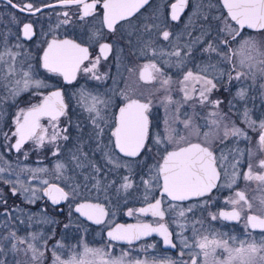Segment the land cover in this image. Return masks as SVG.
I'll list each match as a JSON object with an SVG mask.
<instances>
[{
    "label": "rangeland",
    "instance_id": "374dc122",
    "mask_svg": "<svg viewBox=\"0 0 264 264\" xmlns=\"http://www.w3.org/2000/svg\"><path fill=\"white\" fill-rule=\"evenodd\" d=\"M204 11L203 8L201 9L199 7L189 8L187 10L185 19H183L180 24V30L173 33L167 41V50L162 49V46H155V49L148 48L144 49L143 53L141 52L145 42L153 38L155 34L153 32H156L157 28L150 29V31L143 36L142 34L135 35L136 21L125 22L120 25L118 32L122 35V40H117L116 53H121L122 49L124 53L127 51L126 49L135 51L138 56V68L144 63H155L157 68L160 69L159 73L154 72L156 79H154L152 83H148L149 85L138 84L137 86H133L130 84L128 86L129 90L126 91L124 89L125 87L121 88V86L122 83L125 82V80L123 81L125 72L129 70L121 68V70L115 71L112 75H109L107 70L99 72L93 70L86 73L84 68L91 67V62L95 61V59L89 60L87 65L80 71L75 83L65 89V97H67L69 103L68 112L65 116L52 122L56 125V129L60 130V135L57 140L54 143H50L48 139H46L42 146H37L35 141L30 140L17 154H12L10 151L11 136L13 135L12 127L15 124L14 120L20 109H25L36 104L37 100L27 105L16 107L11 119H7V121L3 120L4 108H7L11 101L22 93L29 92L32 97H41L46 87H48L50 77L40 72L39 66L34 60L35 58L28 53L16 51L17 57L15 61H13L10 56L5 55V60L0 61V99H2V103H0V168L4 169L3 172H0V183L9 186L10 189H13L15 186L18 190L17 196L20 198L21 203H16L13 206L4 205V209L0 210V244L4 242L7 244L8 241H18L19 244H24L26 236H31V240H35L32 238L33 235H35L36 238L42 237L45 239L47 237L43 231L49 230V228L51 229L55 223V218L52 214L54 209L42 202L44 199L41 195V189L46 185L43 181L47 180L48 183H58L66 192L70 193L65 205L67 208L74 206L77 202L89 200L102 203L107 209L105 221L98 226H91L84 221H81L82 223L79 224L70 220V230L76 229L77 232L81 234H88V241L75 244L78 248L73 250L75 251L74 255L82 253L84 245H87L89 248L102 249L106 253L105 259L121 258L124 253H127V256L124 257V264H132V262L137 260L147 261L148 264H153V262H155V264H161V262L166 259L175 261L177 264H192V258L194 256L197 260V264H205L206 258L200 249L195 247L196 238L187 232L188 225L180 224L176 219L172 221V224L182 232L183 239H185L189 245L187 248L184 247L181 243L180 235L178 238L180 244H178L176 253L163 252L160 247L150 242L119 246L118 244L108 241L104 237V230L109 228L118 219L138 220L139 218L138 215L135 214V209L151 200V198L156 195L159 187L153 183L146 192V186L143 180H151L152 174L155 172L153 166H158L161 156L164 153L163 150L168 143L166 137L170 134V131L179 127L184 134L183 136L187 137L189 140L196 136L197 131L195 130L199 129V127H197V121L195 120L196 118L191 114L194 112V106L192 104H187L189 108L185 111V113L187 112L186 114L184 111L182 112L185 114L183 118L163 117L164 115H162L161 118H152L151 134L152 136L159 135L165 138L163 143L157 146L149 140L148 144L151 150L149 151L147 149L148 153L146 152L145 155L137 159L123 158L114 151V160L121 164L120 168H115L114 164L109 163L104 155V152L107 150L105 146L111 147V145H109V140H112L111 133L118 107L115 103L120 99H125V95L128 97L137 95L151 101L154 107L153 112L157 113V106L160 105L162 110L158 112L163 114L165 112L167 114H174L177 113L176 108L178 105L181 111L183 104L178 102V104L175 103L173 106L169 104L166 107L167 102L165 97L169 96L172 87L170 86L171 83L162 86L163 80L170 79V81H172V78L178 77L176 79L180 81L189 69L195 73V67L201 66L200 64H202V68L206 65H215L214 68L210 67L207 73H202L203 75L211 74L209 77L210 79H222L221 77L226 74L225 68L219 67L214 62L210 63L211 61L206 59L203 60V63H196V54L192 51L196 43H193V40L204 31L206 26L199 25V21H196L193 13L200 12L203 13V16H206ZM207 12L213 17L218 16L217 12L213 9ZM159 17L158 14V18ZM189 17H191V21ZM154 22L158 23L156 19ZM185 25H187V28ZM189 46H191L190 51ZM15 48L17 49V47H10L6 41H0V53H7ZM177 49L181 52L180 58L168 55V53L175 52ZM185 53H187L186 56L184 55ZM178 59L184 60V63L180 66H177ZM9 65L15 68V75L9 74ZM29 65H31V69H29ZM24 71H31L33 81H43L47 86L37 87L33 83L30 84L27 90L20 91L19 95L13 97L11 91L16 87V81L22 80ZM222 71H224V73H222ZM95 77H100V79H96ZM20 87H23V85L21 84ZM180 87L179 84V89ZM189 87L191 88V85ZM3 90L4 93L2 92ZM92 97H96L102 101H110L108 104L96 105L97 109L100 111V116L96 117V124H99V126L104 129L103 134L100 135L99 138H97L96 124H94L92 120V117L96 114L95 112H89L87 110L93 103ZM192 98H199L198 93L193 94ZM252 107L264 110V101L262 104H251L250 112ZM189 118H191L192 129H186L185 125L182 123V120L184 121ZM166 121L167 124L165 123ZM239 122L240 123L235 120L236 127L242 125V121ZM178 124L179 126L177 127ZM41 125L47 128L46 136L50 137L53 133V128L49 120H42ZM166 129L170 131L166 132ZM259 132L256 135L257 144H259ZM65 135L68 137L66 140L63 139ZM98 144L100 145L99 147ZM57 147L59 151L53 156L52 153ZM256 151L255 148H251V158L256 154ZM25 153H27V156H25ZM73 156H75L76 159H73ZM150 156H152V158ZM125 161L128 162L127 167L123 166ZM57 163L64 166L61 173L55 171ZM99 163L103 164V166L99 167ZM253 165L255 166V163ZM37 169H46V171H36ZM97 169L99 170L97 171ZM226 172L229 176L232 174V165L226 169ZM58 176L59 178H57ZM125 176L130 177L133 186L127 191L123 189L117 191L118 186L123 183L122 178ZM5 181H10V183H5ZM227 183L228 177L224 180L223 185L225 184L226 186ZM258 184L262 185L264 182ZM24 188L29 189V191L25 193L23 191ZM33 189L36 191V196L34 202H29ZM73 191H75V195L72 194ZM256 194V196L252 197L253 205L259 208L258 201L261 202V198L258 196L257 192ZM146 195L147 200H145ZM261 197L263 196L261 195ZM191 205H196V207L189 212L188 208ZM199 205L200 202L193 201L181 207H176L175 209L179 210L181 208V211L190 214L193 213ZM129 209L133 210L131 216L127 214ZM169 211L173 212L174 210L170 207ZM181 225L183 226L182 228L180 227ZM29 228L30 230H28ZM12 233H15V237L12 236ZM212 233H217V238L228 240L229 246L234 248L239 247L240 242L246 240L245 237L238 233H230L224 229H211L210 227H206L199 236L208 235L211 239ZM66 236L67 235L63 232L61 240H65ZM231 238L235 239L233 240ZM30 239L28 240L29 243ZM21 241L23 242L21 243ZM148 245H154V247H148ZM226 255L223 249H217L215 257L209 256L207 258V264H213L214 259L216 261L223 260ZM260 256H264V252L257 254V264H264V262L258 259ZM70 257L71 256L66 254L64 261L69 260Z\"/></svg>",
    "mask_w": 264,
    "mask_h": 264
},
{
    "label": "snow or ice",
    "instance_id": "6c2138e0",
    "mask_svg": "<svg viewBox=\"0 0 264 264\" xmlns=\"http://www.w3.org/2000/svg\"><path fill=\"white\" fill-rule=\"evenodd\" d=\"M189 0H175L171 4L170 17L172 21H177L180 19L181 13L184 12L185 8L188 5ZM9 4H12V0H8ZM58 3L62 5H82V15L81 19L92 15L97 11V7L102 8V18L100 19L101 30L106 28L110 33H115L118 24L127 22L129 18H132L135 14L144 8L145 5L149 3V0H92V3H85V0H58ZM223 8L227 10L226 17H214L213 19H223V27L220 32L222 35L231 37L229 39H221L220 45L228 46L230 43L234 42L238 37L242 36L243 33L241 29H253L257 31H264V0H221ZM13 8H20V11H27L29 13H38L40 12L39 8H33V5L28 3L24 6H19L12 4ZM45 7H51V5H46ZM199 7V6H198ZM195 15V12L193 13ZM64 16L67 17L68 13L65 12ZM154 20L157 18V13H153ZM191 21V17H189ZM69 21L65 19L63 23L67 24ZM232 22L235 23L237 27H233ZM159 24H145V30H150L152 28H158ZM187 28V25H185ZM206 33L202 32L201 37L193 40V43H197L200 39L203 38V35ZM22 35L25 38H31L33 36V25L31 23L23 24ZM189 35H191L189 33ZM171 33L168 30L162 32V37L164 40H169ZM102 38V31H92L88 37L90 43L95 42L96 39ZM151 41L145 42L144 48L141 49V52H144V49H148L151 46ZM112 45L108 43H101L100 54L107 55L108 51L111 49ZM242 49H247L249 55L247 60L250 61L248 64L249 70L257 68V63L252 55L253 52L259 54V47L257 42L252 38L248 37L244 39L241 43ZM191 46H189V51ZM206 52H216L220 57L221 61L229 62L232 61V56L227 52L219 51V46L214 47L209 43L208 47L204 49ZM5 55L11 57L13 61L16 60L17 54L12 52L0 53V61L5 60ZM168 55L181 57V52L177 49L175 52L168 53ZM185 56L187 53L184 54ZM89 59V49L88 47L82 46L80 43H77L73 39H52L48 41L47 47L43 49V54L40 57L41 67H43L49 73H55L63 77V79L71 83L76 79L77 71L81 68V65L84 61ZM99 62V57L93 62H91V67L84 68V71L91 72L95 69L96 64ZM245 61H241V64H244ZM184 63L183 59H178L177 66H180ZM259 72L264 75V60L259 61ZM31 69V65L28 66ZM214 68L215 65H206L200 71L193 72L189 69L183 76V79L179 81L180 91L184 94V101L187 102L192 98L193 94L199 96L198 102L200 104H205L206 102L212 103L214 107H217L223 103L222 100L210 101L209 94L217 89V84L214 83L215 78H208V76L202 75L201 72L207 73L209 68ZM199 68V66H198ZM15 68L12 65H9V74L15 75ZM159 73L160 69L157 68L155 63L145 64L140 72V79L151 81L156 79V76L153 73ZM246 73L237 71L235 74V79H241ZM252 77L255 79V72H252ZM100 79V77H95ZM229 79H233L231 73L229 74ZM35 84L37 87L47 86L43 81L32 79L31 71H24L22 80L16 81V87L11 91L13 97L19 95L20 91H25L30 86V84ZM170 79L162 81V86L170 84ZM23 87H20V85ZM191 85V88L189 87ZM198 86V87H197ZM264 87V85H262ZM241 99H244L246 92L244 89H241L236 94ZM93 103L87 109L89 112H95V116L92 117L93 123L96 124V117L100 116V111L97 109V104H108L110 101H102L96 97L91 98ZM125 100L127 101L119 109V114L115 117V129L112 131L111 135L114 137V145L112 140H109V145L111 147L105 146L106 151L104 152L105 158L109 163H113L115 168H120L121 164L118 163L113 158L115 150H118L120 153H123L125 157H138L142 150L148 149L150 146L148 141L151 140L153 144L159 146L163 143L165 138L157 136H152L150 130V122L148 117V112L151 106V101L141 102L139 99H130L125 95ZM166 107L167 105L173 103L171 96H166ZM231 105V102H229ZM179 105L176 108V112L179 113ZM65 115V104L62 93L59 89L50 92L48 95L43 97V100L38 104L31 105L27 110L20 109L17 113L15 123V132L13 136L16 137L15 144L11 145L12 148L17 150L21 149V146L25 141L33 140L37 146H42L44 141L48 139L50 143H54L58 136L60 135V130L56 129V125L52 122L57 121L60 116ZM219 118L212 121L214 125L219 127L222 120L227 119V114L221 115L220 113H212ZM23 116V121L20 120V117ZM41 117H48L49 122L53 128V133L50 137L46 136L47 128L41 125ZM243 118L245 123L250 127L256 128L257 125L254 121L249 118L248 110L245 109L243 113ZM176 119H179V115L176 116ZM167 124V121L165 122ZM186 129H192L191 118L182 121ZM259 132V146L264 149V119L259 122L258 125ZM97 128V138L103 134L104 129L96 124ZM66 131V130H65ZM170 131L166 129V132ZM195 131H198L195 130ZM210 134L205 133L207 138ZM229 136L232 137H241L248 139L247 134L240 128L236 127L235 124L232 125L229 130L228 126L225 125L224 129V138L227 139ZM167 140L170 144H174L175 147L173 150L169 151L165 148L164 155L162 156V162L158 163V166H153L155 172L152 174L151 180H143V183L146 186V192L151 187L153 183L160 188L162 194H166L173 201H184L188 200L190 197H204L207 193H210L212 189L218 187L217 181L221 178V173L217 170V157L214 155V152L211 150L210 141L206 140V143L209 146L202 145L201 143H190L188 142L187 137L179 136L174 138L171 135H168ZM63 139H68L65 135ZM186 145V146H181ZM100 145L98 144V147ZM59 148L57 147L53 151L52 155L55 156ZM251 156L252 153L249 152ZM27 156V153H25ZM73 159H76L73 156ZM221 162L223 157L220 158ZM260 167L264 168V160H261ZM128 166V162L125 161L123 165ZM63 165L57 163L55 166V171L61 173ZM95 167V166H94ZM233 172L229 176L225 172V176L228 177V183L226 186L231 188L233 184L236 183V165H232ZM99 169H97L98 171ZM4 169L0 168V172H3ZM36 171H46V169H37ZM151 171V169H150ZM245 180H259L264 182V175L254 176L252 174V166L249 165V170L244 174ZM59 178V176L57 177ZM123 183L120 184L117 188V191L123 189L127 191L133 185L130 181L129 176L122 178ZM162 179V186L160 185V180ZM5 183H10V181H5ZM44 184L48 186L44 189V195L48 196L51 199L53 204H58L61 200H65L69 197L70 193L66 192L63 188L57 186L56 184H49L47 180L43 181ZM17 189L15 186L12 189V194H17ZM23 191L26 193L29 189L24 188ZM75 195V191L72 193ZM36 196L35 189L32 190V196L29 198V202H34ZM147 200V195L145 196ZM205 201V205H207ZM228 203L232 205L231 211L219 212V217L225 220H240L241 212L244 210L245 206L252 210L253 205L246 199L243 191H237L235 193V198H230ZM161 199H156L154 203H149L147 207L136 209L140 213L151 212L153 217H164V211L161 210ZM172 207V206H170ZM196 205H191L188 208V211L191 212ZM76 211L79 212L82 216L87 217V219L94 221L96 224L102 223L104 216L106 215L104 206L101 204H92V203H81L76 205ZM260 213L258 215H248L246 219L245 227H251L253 229L259 228L264 230V198L261 199V207L257 209ZM129 216L133 214V210L129 209ZM185 215L184 211H180L179 216L183 217ZM212 219H217L216 214H212ZM183 227L182 225L180 226ZM156 232L163 237L164 243L166 245H171L175 247L176 245L172 243L171 233L168 231V228L164 224H160L159 227L153 228L150 224H136V225H116L114 229L108 232V236L113 241L125 240L129 244L133 240H139L142 236H149L151 233ZM195 233V229H194ZM181 243L185 248L189 247L187 241L183 239L182 233ZM212 238L210 239L208 235L196 236L195 247H198L206 258L205 264H207V258L209 256L215 257L217 249H223L227 254L223 260L216 261L214 259L213 264H257V254L264 252V239H261L259 244L255 241H241L239 247H230L229 241L222 238H217V233H212ZM12 236L15 237V233H12ZM33 239H36V236L33 235ZM235 239V238H231ZM23 241H21L22 243ZM17 243H13L12 247L15 250L17 248ZM148 247H154V245H148ZM2 250V249H0ZM25 251H31L32 260L38 261L43 253L38 252V249L33 244H28V248ZM106 253L102 249H93L89 248L87 245H84L83 252L73 255L67 261H61L59 256H56L54 253L53 264H124V257L127 256V253H124L121 258L116 259H105ZM260 261L264 262V256L259 257ZM2 264V262H0ZM20 264V262H17ZM132 264H148L147 261H134ZM155 264V262H153ZM161 264H177L175 261L164 260ZM192 264H197L195 256L192 258Z\"/></svg>",
    "mask_w": 264,
    "mask_h": 264
},
{
    "label": "flooded vegetation",
    "instance_id": "af4514ba",
    "mask_svg": "<svg viewBox=\"0 0 264 264\" xmlns=\"http://www.w3.org/2000/svg\"><path fill=\"white\" fill-rule=\"evenodd\" d=\"M174 2L175 0H149V3L145 5L144 8L139 11V13L135 14L132 18H129L127 22L136 21L135 35L142 34L143 36H145L150 30H145L144 25L156 24V22H154L155 20L152 17L153 13H158L160 17L158 18L157 14L156 20L158 21L159 27L157 28L156 32H153L155 33L153 38L149 40L152 42L149 48L155 49V46H162V49L167 50L168 40L166 41L163 39L162 32L164 30H168L172 35L173 33L180 30V24L183 19H185L186 12L189 8H196L198 6L201 9L203 8L205 10L204 13L206 16H203V13L199 12L195 13L194 18L196 19V21H199V25L206 26L204 31H202L206 34L203 35V38L195 44L194 48H192V51H194L196 54L197 64L203 63V60L206 59L208 61H211L210 63L214 62L219 67L226 69L225 76L223 75L221 77L222 79H215L214 81V83L217 84V89L209 94L210 101L222 100L223 103H221L217 108L214 107L210 102H206L203 105L200 104L198 102L199 98H191L190 100L185 102L184 94L179 89V81H177L178 79H176L178 77H174L172 78L170 84V86L172 87V91L169 95L171 96V99H173V103H171V106H173L175 103L178 104V102H180L183 104V108H181V111H179V113L167 114L165 112L163 114L158 112L162 110V107L160 105L157 106L158 111L156 113L153 112L154 107L151 104L148 112L150 129L152 118H161L162 115H164L163 117L173 118L179 115V119L183 118L187 113H185V111L189 108L187 104H192L194 106V112L191 114L196 118L195 120L197 121V127H199V129L196 132V136L192 139H189L188 142L201 143L202 145L209 146L206 143V140L210 141L211 150L217 157V170L221 173V178L217 181L218 187L212 189V191L210 193H207L204 197H195L185 201H173L166 195L159 194L160 188H158L156 195H154L151 200L147 201L146 203L153 202L156 199H161V210L164 211L163 218L153 217L151 212L138 213L135 209V214H137L139 218L138 220L120 218L116 221L124 223L146 221L153 225L163 222L168 228V231L172 234L171 239L173 244L176 245L175 250L171 251L168 249H163L161 247V239L155 235H151L148 238L139 240L136 243L115 244L124 246L150 242L151 244H156L157 247H160L163 252L176 253L178 249V244H180L178 241V238L180 236L179 234H181L182 232H180L174 226V224H172V221L175 219L180 224H187V232L191 236L193 235L195 238L197 235L201 234L206 227H210L211 229H224L230 233H238L246 238L245 241H255L257 244H259L261 239H264V230L252 229L250 227L246 229L245 224L248 215L260 214L257 209L261 207V202L258 201L260 207L256 208L257 206L253 205L252 197L256 196L257 192L258 196H260L261 199L264 198V184L259 185L258 183H260L261 181L255 179L245 180L243 174L249 170L250 164L252 166L255 163V166L253 165L252 167V174L254 176L264 175V168L260 167L259 163L261 160H264V149H262L259 144H257L256 140V135L260 130L258 125L259 122L264 119V113H262L263 115L260 121L255 122L257 125L255 129L245 123L243 113L244 110L247 109L250 116V105L257 103L262 104L264 101V87H262V85H264V75H262L258 70L260 67L259 61L264 60V31H257L247 28L241 29L240 31L243 33L242 36L238 37L234 42L230 43L228 46H223L219 43L221 39L231 40V37L224 36L220 32L221 28L223 27V19H213L214 17L207 12L208 10L213 9L217 12L219 17H226L227 12L223 8L221 0H189L187 7L185 8L184 12L181 13L180 19L177 21H172L170 17V6ZM28 3L32 4L34 9L39 8L40 12L29 13L27 11H20V8L12 7V4H16L22 7ZM85 3H92V0H85ZM12 4H9L8 0H0V41H6L10 47H17V49H12L10 50V52L12 51L13 53H16V51H20L22 53H28L32 57H34L36 64L39 66L40 72L47 74L50 77V82L41 97H32L30 96L31 93L26 92L22 93L20 96L12 100L9 106H7V108H4V121H7V119H11L12 115L16 110V107L27 105L29 103H32L34 100H37L36 104H38L49 91L59 88L62 91V95L66 104V115L69 109V103L67 97H65V89L75 83L80 71L87 65V62L93 59L96 60L97 57H99V62L96 64L94 71L99 72L107 70L109 75H112L115 71L121 70V68L129 70L125 72L123 78V81L125 80V82L122 83L121 86V88L125 87L124 89L126 91L129 90L128 86L130 84L133 86H137L138 84L149 85L148 83L153 82V80L146 82L140 79V69L146 63L142 64L139 68L137 67L138 56L135 51L126 49L127 51L124 53L122 49L121 53H116L117 40H122V35L119 34L118 29L119 26L124 24L125 22L118 24L115 33H110L106 28L101 30L100 19L102 18V8L100 6L97 7V11L94 12L92 15L81 19L82 5H62L58 3V0H12ZM46 5H51V7H45ZM65 12L68 13L67 17L64 16ZM65 19L69 21L67 24L63 23ZM25 23H31L33 25V36L31 38H25L22 35L23 24ZM232 24L233 27H237L234 22H232ZM97 30L102 31V38H98L95 40V42L90 43L88 40L90 33L92 31ZM202 32L198 36H196V38L201 37ZM248 37H252L257 42L259 47V54L255 52L252 53L255 62L257 63V68L252 69V71H250L248 67V64L250 63V61L247 60L249 52L247 49H242L241 47L242 41ZM52 39H73L77 43H80L82 46L88 47L89 49V59L83 62L81 68L77 71L76 79L73 80L71 83H63L62 77L60 75L55 73H49L47 72V70L41 67L40 57L43 54V49L46 48L48 41H51ZM101 43H108L112 45L111 49L108 51L106 56L100 54L99 46ZM209 43H211L214 47L219 46V51L227 52L230 56H232L231 63L221 61L220 57L217 55L216 52L204 51V49L208 47ZM242 60L245 61L244 64H241ZM200 65L201 66H199V68L198 66L195 67L196 72L200 71V69H203L202 64ZM237 71L246 73V75H244L241 79L237 80L234 78ZM253 71L255 72V79H253L252 77ZM130 72L134 74L132 75ZM202 73L204 72H201V74ZM222 73H224V71H222ZM230 73L233 77V79L231 80L229 79ZM210 75L211 74L207 75L208 78L210 77ZM241 89H244L246 92L244 99H241L236 95L237 92ZM2 92L4 93V90ZM129 98L139 99L140 101L148 102V100L143 99L142 97L137 95ZM1 100L2 99H0V103H2ZM126 102L127 101L125 99H120L117 101V103H115L116 105H118L115 117L117 116V112L120 107H122ZM229 102H231V105ZM183 111L185 114L182 113ZM212 113H220L221 115L227 114V119L222 120L220 122L219 127H217L212 123V121L217 120L219 117L216 115H212ZM42 120H49V118H42L41 122ZM235 120H237L238 123H240L239 121H242V125L238 128L242 129L247 134L248 139H245L243 136L238 138L232 136H229L227 139L224 138L225 125H227L230 130L232 125L235 124ZM14 126L12 127L13 133ZM115 126L116 123H114L112 131L114 130ZM178 126L179 124L177 125V127ZM205 133H209L210 135L206 138ZM169 135L174 138H178L179 136H183L184 134L178 127L177 129L174 128L173 130H171ZM11 137L12 140L10 142V151L11 144L15 136L12 135ZM28 142H26L21 147V149L26 146ZM112 142L114 145V137H112ZM167 142L168 143L166 144L165 148H167V150L169 151L173 150L175 145L170 144L169 141ZM251 148H255V151L257 150L256 154L253 155L252 158L249 155ZM20 150H18L16 153L11 151V153L17 154ZM115 152L123 158L137 159L145 155L147 149L142 150V153L138 157H125L123 154L119 153L118 150H115ZM162 156L159 162L162 161ZM150 157L152 158V156ZM221 157L224 158L222 162L220 159ZM233 164H237L236 183L233 184L231 188H228L227 186H225V184L223 185L224 180L226 179L225 172L226 169ZM102 166L103 164H100L99 167ZM237 191L244 192L246 199L253 205L252 210H249L245 206L244 210L241 212L240 220L228 221L223 218H220L218 214L221 210H232V205L228 203V200L230 198H235V193ZM261 195L263 197H261ZM0 199L3 200V206H9V196L3 191V188L1 187ZM66 201L63 204H65ZM193 201L200 202L199 207L193 213L186 214L184 211L185 215L183 217L179 216L181 208L179 210H176L175 208L179 206L181 207L182 205ZM205 201L208 202L207 205H205ZM146 203L142 204L140 207H142ZM63 204H61L60 207L56 206L58 211H61ZM170 206H172L171 208L174 210L173 212L169 211ZM140 207H138L137 209H139ZM212 214H216L217 219L213 220ZM115 223H113L112 225H114Z\"/></svg>",
    "mask_w": 264,
    "mask_h": 264
},
{
    "label": "trees",
    "instance_id": "16d2710c",
    "mask_svg": "<svg viewBox=\"0 0 264 264\" xmlns=\"http://www.w3.org/2000/svg\"><path fill=\"white\" fill-rule=\"evenodd\" d=\"M262 113H264V111H262L261 109L252 107L251 115L249 116V118L254 122H259L262 118ZM0 187L3 188V191L6 194H8L10 206L15 205L16 203H21V200L17 196V194H12L9 186L0 183ZM42 202L50 206V208L54 209V212H52V214L55 218V223L53 224L51 229L49 228V230L43 231L45 236L47 237L45 239L40 237L36 238L35 240H31V236H26V241H24V244H19L18 241L15 242L18 245L15 250L12 247L14 243L13 241H8L7 244H5V242L0 244V249H2L0 250V262H2V264H17V262H20V264H53V261L55 259L54 253L56 256L60 257L61 261H64L66 254L71 257L75 254V251L73 250L75 248H78L75 244H80L81 242L83 243L85 241H88V234H81L80 232H77L76 229L70 230V220H73L74 222L79 224L82 223V220H80L74 213L73 206L67 208L65 206V203L62 205L61 211H58L56 206L50 205L46 200H42ZM1 209H4L2 199H0V210ZM28 230H30V228ZM63 232L67 235L65 240H61V235ZM29 239L30 243L38 249V252L43 253V256H41L38 261L32 260L31 251H25L28 248V244H30L28 242Z\"/></svg>",
    "mask_w": 264,
    "mask_h": 264
},
{
    "label": "water",
    "instance_id": "95a60500",
    "mask_svg": "<svg viewBox=\"0 0 264 264\" xmlns=\"http://www.w3.org/2000/svg\"><path fill=\"white\" fill-rule=\"evenodd\" d=\"M225 11L227 12V10L225 9ZM47 47V46H46ZM143 68V67H142ZM142 68L140 69V72H141V70H142ZM139 75H140V73H139ZM62 77V76H61ZM62 81H63V83H68V82H66L64 79H63V77H62ZM143 81H146V82H148L147 80H143ZM55 90H57V89H54V90H51V91H49L46 95H48L50 92H52V91H55ZM59 90L61 91V89L59 88ZM61 93H62V91H61ZM45 95V96H46ZM63 96V95H62ZM43 100V99H42ZM41 100V101H42ZM141 102H143V101H141ZM64 104H65V101H64ZM28 109V108H27ZM27 109H25V110H27ZM65 110H66V104H65ZM119 114V110H118V112H117V115ZM61 117V116H60ZM59 117V118H60ZM42 118H45V117H41V119ZM41 119H40V123H41ZM20 120L21 121H23V116H21V118H20ZM115 129V128H114ZM14 132H15V126H14ZM29 141V140H28ZM28 141H25V143L26 142H28ZM15 142H16V137H14V140H13V142H12V144L11 145H13V144H15ZM24 143V144H25ZM23 144V145H24ZM22 145V146H23ZM21 146V147H22ZM11 151L12 152H14V153H16L18 150L17 149H15V148H12L11 147ZM171 151V150H170ZM120 153V152H119ZM121 154H123V153H121ZM124 155V154H123ZM162 162V161H161ZM162 183H163V181H162V179L160 180V184H161V186H162ZM49 184H56L57 186H59V187H61L59 184H57V183H54V182H49ZM48 185L46 184L42 189H41V195H42V197H43V199L44 200H46L50 205H52V206H59L60 207V205L61 204H63L65 201H66V199L65 200H61L58 204H53L52 203V201H51V199H49V197L48 196H46V195H44V189L47 187ZM62 188V187H61ZM159 194H162V192H161V190H159ZM164 195H166V194H164ZM167 196V195H166ZM168 197V196H167ZM168 198H170V197H168ZM191 198H195V197H190L189 199H191ZM171 199V198H170ZM185 201V200H184ZM92 203V204H101V203H97V202H92V201H80V202H77L75 205H74V207H73V209H74V211H75V213H76V215H77V217L79 218V219H81V220H84V221H86V222H88L89 224H91V225H95V226H97V225H100V224H96L94 221H92V220H89V219H87V217H85V216H82L79 212H77L76 211V205L77 204H81V203ZM155 201H153V202H150V203H154ZM149 203H146L145 205H143L142 207H140V208H144V207H147V205H148ZM101 205H103V204H101ZM104 206V205H103ZM104 209H105V212H106V215L104 216V219H103V221H102V223L105 221V219H106V216H107V210H106V208L104 207ZM223 211H226L227 212V210H223ZM138 212V211H137ZM138 213H140V212H138ZM147 213V212H146ZM251 215H253V214H251ZM229 221V220H228ZM136 224H150L153 228H156V227H159L160 226V224H164L163 222H160V223H158V224H156V225H153V224H151V223H149V222H146V221H143V222H126V223H124V222H116L114 225H112L111 227H109V228H107L105 231H104V237H105V239H107L108 241H110V242H113V243H118V244H129L128 243V241H125V240H119V241H113V240H111V238L108 236V232L109 231H111L112 229H114L115 227H116V225H136ZM165 225V224H164ZM251 228V227H250ZM253 229V228H252ZM257 230H261V229H259V228H256ZM151 235H155V236H158L160 239H161V242H162V244H161V247L163 248V249H168V250H171V251H173V250H175V247H171V245H166L165 243H164V240H163V237L162 236H160L158 233H156V232H153V233H151L149 236H151ZM149 236H142L139 240H142V239H145V238H148ZM139 240H133L131 243H136V242H138ZM173 243V242H172Z\"/></svg>",
    "mask_w": 264,
    "mask_h": 264
}]
</instances>
